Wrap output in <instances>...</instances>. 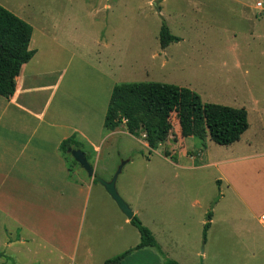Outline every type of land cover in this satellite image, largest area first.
<instances>
[{"label": "rangeland", "instance_id": "rangeland-1", "mask_svg": "<svg viewBox=\"0 0 264 264\" xmlns=\"http://www.w3.org/2000/svg\"><path fill=\"white\" fill-rule=\"evenodd\" d=\"M0 4L32 26L34 62L40 72L51 79L66 70L51 107L66 108L71 118L91 115L95 132L101 131L89 161L94 174L108 180L124 161L115 187L143 225L160 238L162 228L166 235L179 236L186 249L199 251L195 264H264V229L254 221L264 212V154L256 156L264 152V36L243 38L247 25L227 9L231 0ZM162 21L181 37L164 48L158 40ZM231 30L241 36L233 38ZM140 80L186 86L203 101L244 107L249 126L234 143L220 145L208 137H181L172 114L173 130L154 149L142 133H128L123 123L114 132L106 131L102 122L112 86ZM79 173L85 194L78 203L70 202L78 204L79 212L21 213L35 230L32 235L23 227L22 233L35 240L28 247L51 235L64 248H74L75 263L102 264L134 246L138 230L122 224L125 215L99 182L89 180L82 167ZM174 213H182L185 232L178 230ZM4 222L8 230L3 237L14 238L18 229L11 214H5ZM14 247L3 249L7 256L0 257V264H19L35 256ZM47 252L39 250L42 264H50ZM186 252H181L182 260L191 262Z\"/></svg>", "mask_w": 264, "mask_h": 264}, {"label": "crops", "instance_id": "crops-1", "mask_svg": "<svg viewBox=\"0 0 264 264\" xmlns=\"http://www.w3.org/2000/svg\"><path fill=\"white\" fill-rule=\"evenodd\" d=\"M231 1L232 4H227V9L230 12L236 11V16L247 25L243 38L248 40L254 35L264 36V30L261 31L264 25V13L262 14L255 4L259 0H255V3L246 0ZM198 5L201 4L197 2ZM229 32H232L233 38L238 33L241 36L239 31ZM32 39L33 33L28 46L34 49V54L20 67L15 78L14 92L8 98L0 96V235H2L0 252L7 256L3 249L15 246L16 250L35 255L19 264H42L38 259V253L39 250L47 249V261L50 264H77L74 248H64L63 244H58L51 235L46 236L43 243L28 247L30 242L35 240L31 235H23V227L27 228L32 235L35 234V230L27 226L21 213H49V215L68 213L69 216V213L79 212L78 204L73 206V203H78L79 198L84 197L85 179L79 173L80 165L65 160L58 150V145L62 139L74 134L77 140L85 144V150L91 158L98 148L97 141L101 131L95 132V126L91 125L90 114L88 116L79 113L71 118L66 108L51 107L66 70L62 69L51 79L47 72L45 74L40 72V66L34 62L37 49L32 47ZM258 110L260 113V107ZM263 154L264 152H258L256 156L262 157ZM89 180L93 179L90 177ZM70 202L73 203L70 205ZM5 214H11L16 222L13 227L18 230L14 238L3 237L8 230L4 222ZM261 215H264V212L260 213L256 220L254 218V221L264 229ZM174 218H177L175 224L180 226L178 230L185 232V220L182 213H174ZM122 224L131 223L123 216ZM162 230L164 231L161 233V238L151 230L159 250L151 246L132 249L118 264H166L165 258L179 264H195L199 251L186 249L180 242L179 236L166 235L167 230L165 231V228ZM9 235H11L10 232ZM166 243H170L173 252L168 250ZM182 250L188 252H186L187 255L193 259L191 262L182 260ZM87 262L81 260L79 264H87Z\"/></svg>", "mask_w": 264, "mask_h": 264}, {"label": "trees", "instance_id": "trees-1", "mask_svg": "<svg viewBox=\"0 0 264 264\" xmlns=\"http://www.w3.org/2000/svg\"><path fill=\"white\" fill-rule=\"evenodd\" d=\"M163 21L158 31L161 48L180 39L171 33ZM31 34L32 26L26 20L0 4V96L8 98L14 92L20 67L33 56L34 49L28 46ZM172 114L181 137H194L202 141L208 137L220 145L238 140L248 127L244 107L206 102L186 86L155 80L115 83L110 91L102 126L106 131H111L123 123L128 133L135 136L142 133L147 146L154 149L173 130ZM67 147L81 149L90 161L85 144L77 140L74 134L62 139L58 150L65 160L77 163L66 151ZM206 217L203 236L209 226L211 211L206 213ZM129 221L138 230V243L104 259L102 264H118L132 249L140 247L151 246L159 250L151 230L135 214ZM0 256L5 255L0 252ZM165 263L179 264L169 258H165Z\"/></svg>", "mask_w": 264, "mask_h": 264}, {"label": "water", "instance_id": "water-1", "mask_svg": "<svg viewBox=\"0 0 264 264\" xmlns=\"http://www.w3.org/2000/svg\"><path fill=\"white\" fill-rule=\"evenodd\" d=\"M264 1V0H263ZM66 151L71 155V157L84 169V171L87 173V175L93 179H95L97 182H99L106 192L110 195V197L115 201L120 211L125 215L127 219H130L134 212L129 207V205L120 197L118 194L116 187H115V181L118 173L121 170L122 165L124 164V161H122L118 167L116 168L113 175L110 177V179L105 180L101 178L100 176H97L94 174V170L90 162L87 160L84 152L79 148H72L67 147Z\"/></svg>", "mask_w": 264, "mask_h": 264}, {"label": "built area", "instance_id": "built-area-1", "mask_svg": "<svg viewBox=\"0 0 264 264\" xmlns=\"http://www.w3.org/2000/svg\"><path fill=\"white\" fill-rule=\"evenodd\" d=\"M263 2L264 1H257L255 4H256V7L258 8V10L261 12V13H264V5H263ZM261 219V222L264 224V215H261L260 217Z\"/></svg>", "mask_w": 264, "mask_h": 264}]
</instances>
